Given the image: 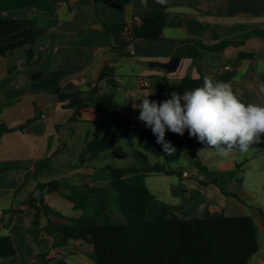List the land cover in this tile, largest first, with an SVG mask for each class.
Segmentation results:
<instances>
[{"label":"crops","instance_id":"1","mask_svg":"<svg viewBox=\"0 0 264 264\" xmlns=\"http://www.w3.org/2000/svg\"><path fill=\"white\" fill-rule=\"evenodd\" d=\"M146 11L166 12L162 33L158 38L145 41L134 39V52L127 53L119 45L122 34L118 25L130 23ZM33 16L44 21L52 17L48 11L31 6L0 11V18ZM53 17L55 22L32 45L39 56L35 65H28L23 48L0 57V82L11 78L0 90V122L16 127L39 113L22 130L0 136V200H7L9 205L0 207V233L10 234L16 247V254L0 258V264H97L91 245L80 240L58 243V234H47L43 230L45 216L34 221L36 207L41 206L40 195L66 217L92 214L100 223L107 221L106 215L113 223L124 220L109 195L103 210L100 199L95 193H89V187L111 189L108 167L113 164L105 160L110 156L127 157L126 153L116 151L115 145L121 141L133 148L129 144L132 139L125 137L98 156L82 161L80 153L86 137L99 127L102 115L93 106H86L80 108L78 120L70 121L75 109L63 107L53 90L58 87L68 93L97 88L108 92L111 84L107 78L100 79L99 73L105 65L110 66L118 85L116 99L119 102L129 98L126 103H119L132 121L141 122L137 119L139 110H133V103H141L139 99L151 92L149 100L161 101L154 84L161 81L165 71L151 63L168 62L182 39L213 44L264 30V0H167L163 7L155 0H58ZM104 23L114 26L108 29ZM112 30L118 33L116 40ZM240 51L245 54L238 60ZM129 56L132 59H128ZM70 63L74 66L70 67ZM229 63L232 75L227 84L234 94L246 105L264 106V91H261L264 88V37L252 36L239 46L228 47L222 57H206L197 62L183 58L176 71L167 73L166 78L170 83L186 75L219 78L227 72L220 73L219 69ZM135 64L139 66L138 76L125 81L122 74L128 73V69L135 71ZM139 80L147 84L140 86ZM171 93L165 92V96L170 98ZM178 93L183 94V91ZM82 123L92 128L83 130ZM58 152L67 153L68 159L61 156L54 159ZM195 155L210 171L217 167L218 174L199 172ZM185 156L188 168L181 170V181L171 190L169 200L166 202L154 194L146 217L159 221L169 217L171 212L183 218L250 215L257 230L258 251L248 264H264V149H249L247 153L234 151L226 157L211 149L196 150L195 154L187 149ZM46 158H50V165L36 166V162ZM129 161L125 165L136 163V159ZM242 163L240 177L231 178L232 170ZM42 176L50 179L37 181ZM27 177L37 182L23 184ZM209 177L231 181L228 191L233 194L222 192L214 183L201 182ZM54 179L59 181L56 190L37 193L39 183ZM19 190L28 194L26 198L18 199ZM72 191L81 197L89 196L90 206L85 199H79L75 207L69 198ZM29 196L33 197L29 199L31 204L27 202ZM97 205L101 217L95 214ZM17 209L21 211L13 214ZM19 232L23 234L25 247L20 243ZM42 254H46L45 258Z\"/></svg>","mask_w":264,"mask_h":264},{"label":"trees","instance_id":"2","mask_svg":"<svg viewBox=\"0 0 264 264\" xmlns=\"http://www.w3.org/2000/svg\"><path fill=\"white\" fill-rule=\"evenodd\" d=\"M57 1L0 0V11L31 6L46 10L52 16L45 21L36 16L0 18V57L15 49L23 48L26 51L28 65H35L39 61V56L32 45L45 34L48 26L55 22L53 14ZM166 16V12L163 11H146L139 19L133 18L130 23L118 25V30L122 34L120 47L126 52L129 42L127 36L140 41L160 37ZM104 25L108 29L114 26L110 23H104ZM252 36L264 37V30L247 32L240 37L222 39L213 44H206L193 38L180 40L168 62L151 63L165 71L161 81L154 84L161 101L168 99L165 92H180L200 87L203 79L208 77L205 74H201L200 77L186 75L178 82L170 83L166 74L175 72L183 58H190L197 62L206 57H222L228 47L239 46L243 40ZM244 54L240 51L237 59H241ZM69 66L73 67L74 64L70 63ZM231 75L230 70L219 78L211 79L227 83ZM99 78H107L112 89L108 92H101L94 88L64 93L56 87L53 93L63 107L75 109L70 121L78 120L80 108L86 106H93L102 115L98 122L99 127L91 136L86 137L80 153L82 161L98 156L125 137L134 138L129 140V144L133 145L136 163L125 166L109 165L111 189L89 187V193H95L100 199L103 210L106 196L113 194L124 220L121 223H113L106 215L107 221L100 223L92 214H83L75 218L66 217L40 195L41 206L36 207L34 221L38 222L40 217L45 216L47 221L43 225V230L47 234H58V243L80 240L91 245L97 264H248L250 257L258 251L257 230L250 215L183 218L171 212L170 216L164 220H149L146 217L148 207L154 200V194L145 184V177L158 173L182 176V171L165 168L160 163H150L149 154L166 157L161 145L156 143V137L150 128L145 127L143 122L132 121L125 114L124 108L115 96L118 85L115 83L114 69L105 65L99 73ZM10 81V77L2 80L0 90ZM38 116L39 113L30 118L26 124L16 127H9L6 123L0 122V136L17 129L22 130ZM166 139L171 141L176 149L186 148L194 154L197 149L204 148V145L195 138L189 137L187 130L183 136L166 130ZM250 148H264V143L251 145ZM49 160L50 158H46L38 161L36 166L46 167L50 165ZM195 165L203 174L213 172L202 165L196 155ZM236 170H240L239 164L232 173ZM201 182L214 183L222 192L233 194L223 188L216 177H209ZM58 183L59 181L54 179L39 183L38 188L41 191L51 192L57 189ZM31 198L33 199L29 196L27 200L30 204ZM69 198L74 201L75 207L79 205L77 202L79 199H85L86 204H90L89 196L81 197L74 191ZM20 211V209L14 210L13 214ZM19 235L20 243L25 247L23 234L19 232ZM15 254L16 247L12 236L0 233V258ZM45 256L46 254L43 258Z\"/></svg>","mask_w":264,"mask_h":264},{"label":"clouds","instance_id":"3","mask_svg":"<svg viewBox=\"0 0 264 264\" xmlns=\"http://www.w3.org/2000/svg\"><path fill=\"white\" fill-rule=\"evenodd\" d=\"M155 3L163 7L167 0ZM152 94L132 107L139 110L137 119L151 129L167 155H174L176 148L166 139V130L180 136L187 130L190 138L204 145L203 149L215 150L224 157L234 151L247 153L251 145L264 143V106L246 105L225 82L205 77L202 86L183 94L173 91L170 98L159 102L148 99ZM128 99L125 97L122 104Z\"/></svg>","mask_w":264,"mask_h":264},{"label":"rangeland","instance_id":"4","mask_svg":"<svg viewBox=\"0 0 264 264\" xmlns=\"http://www.w3.org/2000/svg\"><path fill=\"white\" fill-rule=\"evenodd\" d=\"M128 59H132V58L129 56ZM134 68H135V71H131L130 69H128V71H127L128 73L122 74V77L124 78L125 81H128L130 78L135 79L136 76H138V72H139L138 71L139 70L138 64H135ZM119 102L122 103V100H120ZM81 127L83 130H87L90 127L92 128V126L91 125L89 126V124H87V123H85V124L82 123ZM129 138L134 140V138L132 136H129ZM135 141L137 142V140H135ZM135 145H136V143H135ZM127 146L128 145H126L124 142H121V141L115 145V150L116 151L118 150L122 153L123 152L126 153L128 155L127 157L121 156L120 158H114L113 156H110V157L106 158L105 162H108V163L110 162L115 166H122V165L128 164L130 162L129 160L134 161L135 157L133 155H131V150L134 148H131L129 146L127 147ZM202 149L203 148L197 149V151H199V152L200 151H210V149H203V150ZM249 149H264V148H249ZM185 150L187 151L186 148L176 149V152L174 155H167L166 154V157L165 156H156L154 154H149V161L151 164L160 163V164L164 165L165 168H173V169H177V170L181 171L184 167L188 168L187 167L188 161L186 159V156L185 155L181 156V153L185 152ZM66 154L67 153L62 154V153L58 152L57 157L55 156L54 159H56V158L58 159L61 156L63 159L65 158L67 160L68 156ZM72 160H74V159H72ZM243 165H244V163H242V165L240 166V170H236L235 173L231 172L233 174V175H231V178L236 179V178L240 177V175L243 172ZM66 168L71 169L70 167H66ZM209 168L211 169L212 167L210 166ZM213 169H215L214 171L212 170L213 172H208V173H212L215 176L216 174H218V168L216 167ZM2 172H4V171H2ZM49 179H50V177L42 176L37 181L44 182V181H47ZM37 181L31 180V179H29V177H27L26 181L23 184H26V185L29 183L35 184ZM144 181H145V184L147 185V187L150 189V191L153 194H155L156 196H158L159 198H161L167 202L170 198L171 190L174 189L175 188L174 186L177 185L181 181V176H179L178 174L169 175V174H164V173H158V174H151V175L146 176ZM219 182H221L223 188H225L227 190L231 184V181H229L228 179H226V181L219 180ZM207 183H210V182H207ZM36 190H37V193L39 194L40 189L38 188ZM19 192H20V190L18 191L17 195H18V199H20V200L26 198V196L28 195L25 191L20 192V193ZM109 196L111 197V199H113L112 204H113L114 208L116 207V209H118L113 194H110ZM0 207H3V208L7 207L8 208L9 205H7V200H0ZM99 209H100V207L97 205V208L95 209V212H96L95 214H97V216L101 217L102 212ZM90 212H92V210H90Z\"/></svg>","mask_w":264,"mask_h":264},{"label":"built area","instance_id":"5","mask_svg":"<svg viewBox=\"0 0 264 264\" xmlns=\"http://www.w3.org/2000/svg\"><path fill=\"white\" fill-rule=\"evenodd\" d=\"M134 18L135 19H139V16H135ZM127 38L129 40V42H128V45L126 46V52L133 53L134 52V39L130 38L129 36H127ZM231 69H232V65H231V63H229V64L225 65L224 67L220 68L219 72L223 73V72H226V71H230ZM138 84L140 86H144V85L147 84V82L139 80Z\"/></svg>","mask_w":264,"mask_h":264},{"label":"water","instance_id":"6","mask_svg":"<svg viewBox=\"0 0 264 264\" xmlns=\"http://www.w3.org/2000/svg\"><path fill=\"white\" fill-rule=\"evenodd\" d=\"M112 35L114 37V40H116V35H118L117 31L116 30H112Z\"/></svg>","mask_w":264,"mask_h":264}]
</instances>
